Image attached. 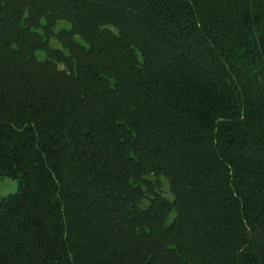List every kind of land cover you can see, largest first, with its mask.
Listing matches in <instances>:
<instances>
[{"label": "trees", "instance_id": "1", "mask_svg": "<svg viewBox=\"0 0 264 264\" xmlns=\"http://www.w3.org/2000/svg\"><path fill=\"white\" fill-rule=\"evenodd\" d=\"M0 264H264V0H0Z\"/></svg>", "mask_w": 264, "mask_h": 264}, {"label": "rangeland", "instance_id": "2", "mask_svg": "<svg viewBox=\"0 0 264 264\" xmlns=\"http://www.w3.org/2000/svg\"><path fill=\"white\" fill-rule=\"evenodd\" d=\"M18 189V182L11 177H3L0 179V195H8Z\"/></svg>", "mask_w": 264, "mask_h": 264}]
</instances>
